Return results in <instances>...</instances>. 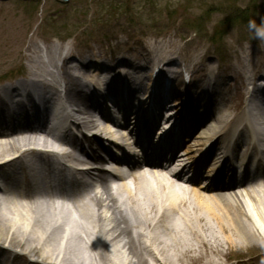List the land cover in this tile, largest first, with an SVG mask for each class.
Here are the masks:
<instances>
[{"label":"bare ground","instance_id":"1","mask_svg":"<svg viewBox=\"0 0 264 264\" xmlns=\"http://www.w3.org/2000/svg\"><path fill=\"white\" fill-rule=\"evenodd\" d=\"M34 46L39 53L41 48ZM43 51L45 57L28 48L31 69L26 80L0 88V245L13 251L23 246L24 257L45 264H242L227 251L243 243L264 244V171L253 174L245 166L254 156L255 164L264 165L257 155L264 147V110L258 99L246 100L239 108L228 104L230 98L219 97L220 87L203 95L190 93L184 105L177 102L168 110L175 112L172 121L184 106L182 118L191 126L193 143L183 152L176 150L165 166L144 159L127 173L111 176L95 167L73 169L76 177L69 190L61 191L60 183L47 179L48 190L39 181L35 192L20 186L13 191L16 181H27L49 168L52 158L73 166L81 162L73 155L71 141L46 128L41 119L48 111L53 109L57 118L69 106L67 116L77 121H60L64 131L96 129L98 139H86L93 150L106 136L128 145L133 129L142 124L140 109L147 111L151 124L159 117L156 105L168 109L169 98L178 96L182 69L171 67L172 59L162 47L146 49L145 63L120 54L103 64L96 55L74 59L67 52L57 59V49ZM148 65L155 68L151 73L145 69ZM153 72L159 78L154 82ZM166 76L173 78L174 87L168 95L161 93ZM190 81L195 83L194 78ZM261 86L257 91L264 102V83ZM90 87L95 88L93 93ZM142 87L147 90L140 93ZM94 93L117 98L120 106L126 103L118 110L122 123H113L114 130L107 119L99 127L88 115L89 103L99 105ZM33 120L39 128L32 126ZM220 151L223 158L217 161ZM182 161L173 174L171 167ZM212 161L215 167L207 169ZM238 163L239 180L231 168ZM187 166L192 176L185 180ZM4 244L0 264L7 262Z\"/></svg>","mask_w":264,"mask_h":264},{"label":"rangeland","instance_id":"2","mask_svg":"<svg viewBox=\"0 0 264 264\" xmlns=\"http://www.w3.org/2000/svg\"><path fill=\"white\" fill-rule=\"evenodd\" d=\"M111 2L120 8L106 9ZM245 8L261 27L264 0H0V85L26 78L31 69L26 56L32 52L45 57L47 47L58 50L57 59L67 52L74 59L96 55L102 64L119 54L149 62L145 50L162 47L172 59L171 67L182 69L178 96L169 106L184 105L190 93L203 95L220 87L219 97L230 98L228 104L239 108L251 85L264 83V36L249 24L223 23L233 11ZM34 45L41 48L39 53ZM145 69L151 73L155 68ZM188 78L195 83L186 86ZM180 111L184 113V106ZM21 248L7 251L5 264H45L24 257ZM227 255L242 264H264V244L243 243Z\"/></svg>","mask_w":264,"mask_h":264},{"label":"trees","instance_id":"3","mask_svg":"<svg viewBox=\"0 0 264 264\" xmlns=\"http://www.w3.org/2000/svg\"><path fill=\"white\" fill-rule=\"evenodd\" d=\"M114 7L119 9L120 6L113 4L112 2L109 3L106 7V9H111L114 10ZM247 9L245 8L243 11H239L238 10V14H236L234 11L232 12L231 15H229L230 17L226 16V18L223 20V23H230L233 24V26L237 25V23L239 24H245L248 25L249 24V20H250V15H246L247 13ZM241 22V23H240Z\"/></svg>","mask_w":264,"mask_h":264},{"label":"clouds","instance_id":"4","mask_svg":"<svg viewBox=\"0 0 264 264\" xmlns=\"http://www.w3.org/2000/svg\"><path fill=\"white\" fill-rule=\"evenodd\" d=\"M249 27L252 28L258 36H264V24L261 27H257L255 21H249Z\"/></svg>","mask_w":264,"mask_h":264}]
</instances>
